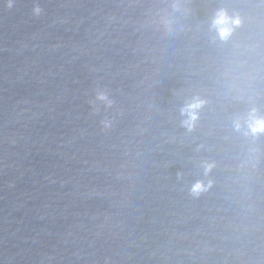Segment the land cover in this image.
<instances>
[{"label":"water","instance_id":"95a60500","mask_svg":"<svg viewBox=\"0 0 264 264\" xmlns=\"http://www.w3.org/2000/svg\"><path fill=\"white\" fill-rule=\"evenodd\" d=\"M261 122L264 0H0V264H264Z\"/></svg>","mask_w":264,"mask_h":264},{"label":"clouds","instance_id":"9594fccd","mask_svg":"<svg viewBox=\"0 0 264 264\" xmlns=\"http://www.w3.org/2000/svg\"><path fill=\"white\" fill-rule=\"evenodd\" d=\"M235 23L238 25L240 23V21L236 20ZM226 35H227L226 32H223V31L221 32L222 37H225ZM193 119H195V117H193ZM251 131L253 133L264 131V122L259 123L258 126H256V127H252Z\"/></svg>","mask_w":264,"mask_h":264}]
</instances>
